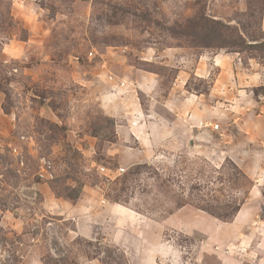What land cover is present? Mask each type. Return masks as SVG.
I'll use <instances>...</instances> for the list:
<instances>
[{
	"label": "rangeland",
	"instance_id": "rangeland-1",
	"mask_svg": "<svg viewBox=\"0 0 264 264\" xmlns=\"http://www.w3.org/2000/svg\"><path fill=\"white\" fill-rule=\"evenodd\" d=\"M259 11L0 0V264H264V49L202 45L198 27L264 42ZM124 65L162 89L176 77L194 94L190 127L154 148L116 140L102 96Z\"/></svg>",
	"mask_w": 264,
	"mask_h": 264
},
{
	"label": "crops",
	"instance_id": "crops-1",
	"mask_svg": "<svg viewBox=\"0 0 264 264\" xmlns=\"http://www.w3.org/2000/svg\"><path fill=\"white\" fill-rule=\"evenodd\" d=\"M176 74L180 77L179 73ZM221 74L222 71L217 77ZM181 82L184 84L183 81ZM109 84L107 93L102 96V102L109 108V116L114 122L116 140L125 131L142 149L154 148L159 146L157 137L179 133L178 127L181 121L188 122L189 127L194 122L191 110L194 94L185 93L176 77L168 87L162 89L157 73L124 65L120 72L114 73ZM160 90L163 94L158 100L156 96ZM143 96L147 98L145 104L141 100ZM186 105L188 109L183 116L181 107ZM157 106L167 110L171 115L166 117L157 112L155 109Z\"/></svg>",
	"mask_w": 264,
	"mask_h": 264
},
{
	"label": "trees",
	"instance_id": "trees-1",
	"mask_svg": "<svg viewBox=\"0 0 264 264\" xmlns=\"http://www.w3.org/2000/svg\"><path fill=\"white\" fill-rule=\"evenodd\" d=\"M260 15H264L262 11H259ZM261 19V17H259ZM258 19V20H259ZM212 21V20H211ZM213 25H199L198 27L200 28V31L202 35L200 38L202 39L203 42H200L202 45L206 46H214V47H220V48H228V47H259L255 45L262 44V47L264 49V42H255L253 44H246L244 43V38L241 35L242 32H245V28L242 25V31L238 29L231 28L230 32L227 33L226 30L230 29V26L228 24H224L223 22L214 20L212 21ZM258 26L260 22L258 21ZM260 27V26H259ZM246 33V32H245ZM253 45V46H251Z\"/></svg>",
	"mask_w": 264,
	"mask_h": 264
},
{
	"label": "built area",
	"instance_id": "built-area-1",
	"mask_svg": "<svg viewBox=\"0 0 264 264\" xmlns=\"http://www.w3.org/2000/svg\"><path fill=\"white\" fill-rule=\"evenodd\" d=\"M89 54H92V51L89 53ZM108 78L111 80L113 78V75H109ZM122 84V82H120ZM217 127V124H214V128ZM46 158L42 157L41 158V164L44 165L46 163ZM122 169H119L118 171H121Z\"/></svg>",
	"mask_w": 264,
	"mask_h": 264
}]
</instances>
